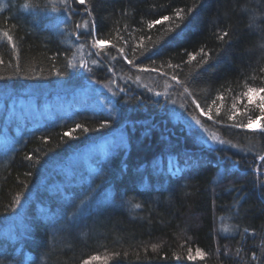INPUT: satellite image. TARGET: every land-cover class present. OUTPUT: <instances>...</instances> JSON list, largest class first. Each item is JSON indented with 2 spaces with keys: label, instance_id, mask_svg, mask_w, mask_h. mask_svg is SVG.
Returning a JSON list of instances; mask_svg holds the SVG:
<instances>
[{
  "label": "trees",
  "instance_id": "trees-1",
  "mask_svg": "<svg viewBox=\"0 0 264 264\" xmlns=\"http://www.w3.org/2000/svg\"><path fill=\"white\" fill-rule=\"evenodd\" d=\"M87 5L3 0L0 8V264H83L93 255L91 264H264V134L228 120L233 103L237 119L259 114L258 97L246 110L242 93L264 87V0ZM177 8L191 11L179 20ZM164 15L172 19L148 27ZM85 20L91 35L75 27ZM94 39L107 43L96 48ZM201 47L212 61L186 63ZM193 100L211 106L216 122ZM193 117L203 136L182 121ZM77 123L96 131L64 137ZM101 143L87 166L71 167ZM58 181L62 189L51 190ZM189 248L204 259L188 260Z\"/></svg>",
  "mask_w": 264,
  "mask_h": 264
},
{
  "label": "snow or ice",
  "instance_id": "snow-or-ice-1",
  "mask_svg": "<svg viewBox=\"0 0 264 264\" xmlns=\"http://www.w3.org/2000/svg\"><path fill=\"white\" fill-rule=\"evenodd\" d=\"M61 3H63L66 7L68 6V0H61ZM73 3L82 5L86 9L88 7L87 0H73ZM23 7L27 8L28 5L24 4ZM190 11H191V9L177 8L175 10V16L179 20H184L186 13L190 12ZM88 15H91V12H89ZM171 19H172V17L164 15V16H162L161 19L153 20L151 23L148 24V27L152 28L156 24H161L162 21H170ZM75 27H76V29H81V28L88 29V34L89 35L92 34L91 28H90L87 20H85L83 22V24L77 23L75 25ZM176 27L180 28L181 25L177 24ZM169 31H172V29H169ZM3 35L5 37H7L8 43L11 44L13 46V48H15V43H14L13 37L10 35V33L4 32ZM229 35H230V33L228 31H222L221 33L218 34V39L221 42H225V38L228 37ZM106 43L107 42L105 40H102V39H94L93 40V46L96 48H102ZM119 51L121 53H123V49H120ZM186 55H187L186 63L191 64L193 61H195L196 64L199 65L201 68H203L205 65L209 64L212 61V56L210 55L209 51L206 50L204 47H201L198 52L189 51L186 53ZM129 62L131 63V61H129ZM0 63H2V61H0ZM68 66L72 67L71 62H69ZM80 67L87 70V65L85 63H81ZM169 67H173V65H169ZM175 67L178 68L179 65H175ZM147 70L148 69H144V68L141 69V71H147ZM152 71H155V69H152ZM260 71H261V73H264V68L260 69ZM171 79L175 80L177 85L183 86V82L180 79H178L176 77V75H173L171 77ZM93 82H95V81H93ZM121 91H123V89H121ZM185 91L187 92L186 87H185ZM156 95L159 96L160 93H156ZM254 97H258V100L256 101V104H255V111H257L259 114L255 115V117L247 116L246 120L237 119V115L239 113V107L236 103H233V106L231 109L232 114L228 116V120L232 121V123L229 125V127L233 128V129L247 130L250 132L258 131L259 133L264 134V87L248 86L247 90L242 93V98L247 100V104L244 105V108L246 110H251V105L253 104V98ZM216 99L222 101L224 99V97L223 96H217ZM238 99H239V97H238ZM192 103L196 104V108L199 109L200 116H205V117H207L208 120H214V117L211 114V112H212L211 106H209L208 110L205 111L201 107L200 104L196 103L195 100H193ZM213 104H215V101H213ZM219 115H220V106L217 105L216 106V116H219ZM193 119H195V117H193ZM214 122H216V121L214 120ZM195 123H196V125H200L201 121L199 119H195ZM107 126H108L107 122L100 125L101 128H106ZM77 129H82V131L84 133H88L90 131H96V129H89L88 127H83L81 124L77 123L74 128H70L68 131H65L63 133V136L68 137L70 139H74L75 137L73 136V133H75L77 131ZM212 141L214 143H219L220 145H225L227 143L226 141L219 139L215 135L212 136ZM231 147L233 149H235L237 146L235 144H233V145H231ZM27 159L31 160L32 157L29 156V157H27ZM229 159H231V158L229 157ZM259 160L264 161V156H260ZM236 163H240V162L237 161ZM85 196L94 199V197L92 196V190L91 189H89L88 191L85 192ZM80 200H81V204L84 205V207L86 208L88 206V204L85 201V199L80 198ZM20 203H21V199L19 196H17L15 201H14V206L19 205ZM135 207L139 208L140 205L137 204V205H135ZM13 210H15V207L13 208ZM245 232H247V229H245ZM197 257H199L201 260L204 259L205 252L202 251L200 248H197L195 250V255H193L192 249L189 248L187 259L191 261V260L196 259ZM99 259H100L99 256L93 255V256L89 257L88 259L83 260V264H91L92 261H97ZM253 259H256V257L253 256Z\"/></svg>",
  "mask_w": 264,
  "mask_h": 264
},
{
  "label": "rangeland",
  "instance_id": "rangeland-1",
  "mask_svg": "<svg viewBox=\"0 0 264 264\" xmlns=\"http://www.w3.org/2000/svg\"><path fill=\"white\" fill-rule=\"evenodd\" d=\"M2 3H3V0H0V8L2 7ZM76 61H82V56L81 54H79L77 57H76ZM85 61V59H84ZM76 63V62H75ZM22 107L24 109H27L29 112H32L33 114L32 115H38L40 116V114H38V112H36L31 105L29 104H21ZM19 104H13L11 108L13 109H17L19 108ZM183 123L185 124V126L189 127L191 130L193 129V132L199 136H203L204 135V131L203 129L199 126V125H196L195 121H193L192 119L190 118H184L183 120ZM109 141V140H108ZM117 144L120 143V144H125V137L124 136H118L117 137V140L115 141ZM103 148H105L104 144H99L98 146H96L95 148L94 147H90L88 149H86L82 154L80 155H76L72 160H71V167L73 169H77V171L79 170H82L83 167L87 166V158L94 152L98 151V150H102ZM71 173V168L70 169H67V171L65 170V175L68 176L69 174ZM64 185V182H56L52 187H51V190H54L56 188L58 189H62L61 186Z\"/></svg>",
  "mask_w": 264,
  "mask_h": 264
}]
</instances>
